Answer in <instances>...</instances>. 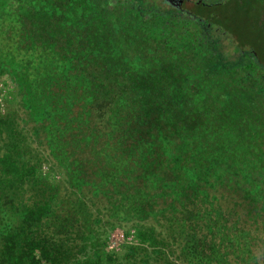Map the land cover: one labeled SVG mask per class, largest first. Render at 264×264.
Masks as SVG:
<instances>
[{
  "label": "trees",
  "instance_id": "obj_1",
  "mask_svg": "<svg viewBox=\"0 0 264 264\" xmlns=\"http://www.w3.org/2000/svg\"><path fill=\"white\" fill-rule=\"evenodd\" d=\"M37 1L32 13L33 0H0V74L18 109L0 113L10 136L0 154V264H150L165 251L155 227L183 264H239L254 224L237 209L251 214L264 201L261 46L248 56L233 45L229 60L187 2ZM245 1L247 14L264 15V0ZM33 144L59 165L63 199L51 202L56 187L45 200L25 198L42 183ZM88 199H101L112 220L155 227L120 252L88 255L101 221H90Z\"/></svg>",
  "mask_w": 264,
  "mask_h": 264
},
{
  "label": "rangeland",
  "instance_id": "obj_2",
  "mask_svg": "<svg viewBox=\"0 0 264 264\" xmlns=\"http://www.w3.org/2000/svg\"><path fill=\"white\" fill-rule=\"evenodd\" d=\"M210 1V0H206ZM228 4L223 7H211L208 5L206 8L196 6L193 3H189L185 6L187 8V13L191 14L192 19L195 21H200L202 24L207 25L211 29L214 34L220 36V40L222 44V53L227 54L229 60H234L230 50L233 49V45L239 49L242 53L250 56L253 50H257V45H260L261 51L260 56L264 61V37L260 43L258 36H260V29H264V20L261 21V18L264 15L256 18L253 13H246V5L248 3L245 0H227ZM208 3V2H207ZM20 3H17V5ZM39 3L37 0H33L31 4H28V7H32L31 12L35 13L37 11ZM245 5V6H244ZM42 8V7H41ZM42 10V9H39ZM55 12V11H54ZM258 17V16H257ZM69 24V23H67ZM10 27V26H8ZM14 30L16 28L13 27ZM12 27L9 28V37L8 41L13 42L12 44L18 43V37L15 36V40H13ZM221 30L222 33L219 31ZM259 32V33H258ZM3 38L4 37H0ZM188 39H178L179 42L187 41ZM28 42H30L27 39ZM33 43V42H30ZM258 53V51H256ZM239 55V54H238ZM252 56V55H251ZM15 87L13 86L12 81L10 80L7 74H0V113H14L17 109L15 105L14 95H15ZM19 112L17 124H20L19 128L16 127L18 134L22 136L26 133L28 129V125L24 127V123L20 122L21 119H24V113ZM25 128L26 130H22ZM29 131V130H28ZM21 132V133H20ZM10 136L8 132L5 130L0 132V154H2V146L5 142L9 140ZM17 138V137H16ZM35 154L33 157H37L39 160L37 164V174L42 183L37 187H32L30 185V191H27L25 194V198L32 199L29 200H39L37 195H42L43 200L47 199L50 193L51 187H56L57 191L53 192L55 197L52 198L53 202L56 199H63V197L68 192V187L65 182V177L58 167L56 161H54L51 157H49V151L44 144L40 145H32ZM33 159V158H31ZM35 162V161H34ZM244 186V185H243ZM256 191L258 189H255ZM264 190V189H263ZM87 198L88 195H85ZM241 197V196H240ZM235 198L236 203L240 205H245L247 203L244 198ZM261 198H264V192L261 194ZM231 200V199H229ZM228 202L232 205L231 201ZM256 203L252 205V209H256L253 213L248 214L242 207H238L237 213L240 220H250L254 224L249 229V232L252 234V245L247 247L244 245L243 241L240 242V246L238 249V258H241L242 261L239 260V264H264V201L262 199H256ZM87 211L90 214V221L100 219L101 221L96 223L94 226L95 233H92L94 244L93 246L87 247L85 249V253L88 255H92V253H112V252H120L124 246L136 245L139 243L140 232H143V229L153 228L154 221L148 219L144 222H141V226L137 227L133 223H121L116 220H112L109 217V211L101 199H88L87 200ZM31 203V202H30ZM94 203V204H92ZM230 207V206H229ZM251 225V223H250ZM153 226V227H152ZM156 228V229H155ZM155 238L157 240V246L165 245L163 248L165 251L160 250L161 254L159 258L153 257L152 263L150 264H183L180 260L179 251L176 246L171 243V240L164 235L163 230L155 227ZM255 240V243H254ZM81 243V242H80ZM147 242H145V245ZM171 244V245H169ZM158 248V247H156ZM162 249V248H161ZM250 256V259L249 257ZM255 257V258H252ZM243 258V259H242ZM247 260V261H244ZM236 264V262H235Z\"/></svg>",
  "mask_w": 264,
  "mask_h": 264
},
{
  "label": "flooded vegetation",
  "instance_id": "obj_3",
  "mask_svg": "<svg viewBox=\"0 0 264 264\" xmlns=\"http://www.w3.org/2000/svg\"><path fill=\"white\" fill-rule=\"evenodd\" d=\"M164 1H166V2H168L167 0H164ZM190 1L191 0H171V1H169L168 3L169 4H172L173 6H181V7H183L184 6V4H185V2H187V4H189L190 3Z\"/></svg>",
  "mask_w": 264,
  "mask_h": 264
},
{
  "label": "water",
  "instance_id": "obj_4",
  "mask_svg": "<svg viewBox=\"0 0 264 264\" xmlns=\"http://www.w3.org/2000/svg\"><path fill=\"white\" fill-rule=\"evenodd\" d=\"M168 2L171 1V0H167ZM170 3V2H169ZM175 7H178L177 5Z\"/></svg>",
  "mask_w": 264,
  "mask_h": 264
}]
</instances>
